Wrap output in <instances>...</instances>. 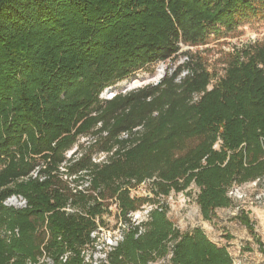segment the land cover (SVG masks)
<instances>
[{"label":"trees","instance_id":"trees-1","mask_svg":"<svg viewBox=\"0 0 264 264\" xmlns=\"http://www.w3.org/2000/svg\"><path fill=\"white\" fill-rule=\"evenodd\" d=\"M258 16L264 0H0V264H92L112 209L122 235L99 264H233L163 200L195 187L212 220L237 187L264 192V45L214 83L185 53L156 85L101 97Z\"/></svg>","mask_w":264,"mask_h":264},{"label":"rangeland","instance_id":"rangeland-1","mask_svg":"<svg viewBox=\"0 0 264 264\" xmlns=\"http://www.w3.org/2000/svg\"><path fill=\"white\" fill-rule=\"evenodd\" d=\"M204 44L198 46L181 45L179 56L173 60L159 62L139 71L134 77L116 84L110 91L102 94V99H111L118 93L151 84L156 85L161 78L175 67L186 61L187 53L194 60L200 61L212 78V83L224 74L227 63L237 54H243L251 47L264 45V16L250 18L241 23L235 30L228 32L217 27ZM84 140H81L83 143ZM74 152L68 153L70 157ZM101 158V156H98ZM255 183L244 184L232 191V206L218 209L212 220H204L196 203L197 189L191 187L181 193H171L163 200L169 207L168 217L174 227L181 231L201 228L207 237L218 246L226 247L233 264H264V192ZM132 196L151 197L147 185L131 192ZM6 205L21 207L24 202L20 198H11ZM151 206H144L133 214V221H144ZM115 209L112 216L106 217L108 227L99 228L95 233L97 244L86 254V261L99 264L109 246H114L121 239V221L117 219ZM240 215H246L249 226L238 221ZM117 225V228L114 226ZM114 228V229H113Z\"/></svg>","mask_w":264,"mask_h":264}]
</instances>
